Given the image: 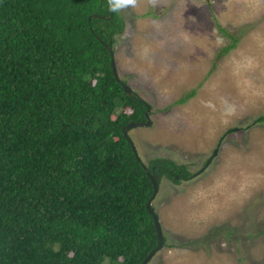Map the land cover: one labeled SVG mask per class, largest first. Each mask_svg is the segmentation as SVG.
<instances>
[{"label":"trees","instance_id":"1","mask_svg":"<svg viewBox=\"0 0 264 264\" xmlns=\"http://www.w3.org/2000/svg\"><path fill=\"white\" fill-rule=\"evenodd\" d=\"M119 14L107 0H0V264H141L157 244L153 185L122 132L146 104L107 50ZM146 168L184 179L171 158Z\"/></svg>","mask_w":264,"mask_h":264},{"label":"rangeland","instance_id":"2","mask_svg":"<svg viewBox=\"0 0 264 264\" xmlns=\"http://www.w3.org/2000/svg\"><path fill=\"white\" fill-rule=\"evenodd\" d=\"M119 13L115 67L151 120L128 136L144 165L171 158L196 173L160 180L151 206L173 247L148 264H264V0H141Z\"/></svg>","mask_w":264,"mask_h":264},{"label":"water","instance_id":"3","mask_svg":"<svg viewBox=\"0 0 264 264\" xmlns=\"http://www.w3.org/2000/svg\"><path fill=\"white\" fill-rule=\"evenodd\" d=\"M107 50L111 53L110 65H111L112 73H113L115 79L118 82H120V84H121V86H122V88H123L125 93L129 94L130 96H133L138 101H142V99L139 96H136L134 94L132 88L127 83H124V82H122L120 80L118 72H117L116 67H115V61H114V58H113V55H112V50H111L110 46L107 47ZM149 111H150V107L146 104V110L144 112L145 120L144 121L129 122L122 129L123 135L128 140V142H129V144H130V146H131V148L133 150V153H134L136 159L138 161H140L141 163H142V160L139 157V155L137 154V151H136V148H135V145H134L133 141L128 136V131L130 129L134 128V127L143 126V125L144 126H148L150 124V121H151L150 118H149ZM143 166H144V168H145V170H146V172H147V174L149 176V179H150V181H151V183L153 185V192H152L149 200L146 202V207H147V210L149 211V213L151 214V216L153 218V222H154V226H155L156 234H157V244H156V246L152 250H150V252H148V254L145 256V258L141 262V264H147L150 261V259L157 253V251L162 248L163 241H164V236H163V233H162V226L160 224V220H159L158 214L155 212L154 208L151 206V200L154 198V196L156 195V193L158 191V181L155 178V176L147 170V168H146V166L144 164H143Z\"/></svg>","mask_w":264,"mask_h":264},{"label":"clouds","instance_id":"4","mask_svg":"<svg viewBox=\"0 0 264 264\" xmlns=\"http://www.w3.org/2000/svg\"><path fill=\"white\" fill-rule=\"evenodd\" d=\"M107 3H108L110 11L119 12V11H123L129 7L133 8V9L138 8L140 6L141 0H107ZM156 3H157V0H147V4H149V5L154 6ZM158 189H159V182H158ZM151 259H153V258H151ZM151 259H150V261H151Z\"/></svg>","mask_w":264,"mask_h":264},{"label":"flooded vegetation","instance_id":"5","mask_svg":"<svg viewBox=\"0 0 264 264\" xmlns=\"http://www.w3.org/2000/svg\"><path fill=\"white\" fill-rule=\"evenodd\" d=\"M111 57V56H110ZM200 171V170H199ZM198 171V172H199ZM196 175V173H190L189 171H188V173L187 174H182V177L184 178V179H190V178H192V177H194ZM183 180V179H182ZM155 197V196H154ZM154 199V198H153ZM152 199V200H153ZM151 200V201H152Z\"/></svg>","mask_w":264,"mask_h":264}]
</instances>
